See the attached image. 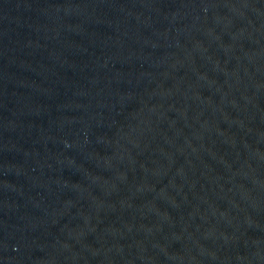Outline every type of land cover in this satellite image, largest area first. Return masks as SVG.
<instances>
[{
  "label": "water",
  "instance_id": "water-1",
  "mask_svg": "<svg viewBox=\"0 0 264 264\" xmlns=\"http://www.w3.org/2000/svg\"><path fill=\"white\" fill-rule=\"evenodd\" d=\"M0 264H264V0H0Z\"/></svg>",
  "mask_w": 264,
  "mask_h": 264
}]
</instances>
